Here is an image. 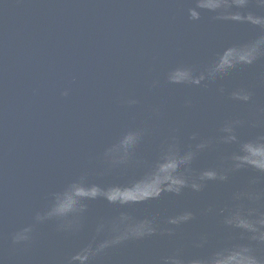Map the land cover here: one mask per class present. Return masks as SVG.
Returning <instances> with one entry per match:
<instances>
[{"label": "water", "instance_id": "95a60500", "mask_svg": "<svg viewBox=\"0 0 264 264\" xmlns=\"http://www.w3.org/2000/svg\"><path fill=\"white\" fill-rule=\"evenodd\" d=\"M0 264H264V0H0Z\"/></svg>", "mask_w": 264, "mask_h": 264}]
</instances>
